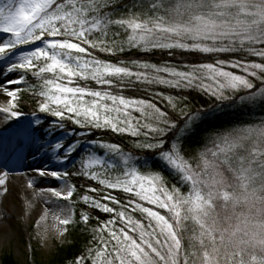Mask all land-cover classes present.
<instances>
[{
	"label": "snow or ice",
	"instance_id": "snow-or-ice-1",
	"mask_svg": "<svg viewBox=\"0 0 264 264\" xmlns=\"http://www.w3.org/2000/svg\"><path fill=\"white\" fill-rule=\"evenodd\" d=\"M20 166L74 264H264V0H0V197Z\"/></svg>",
	"mask_w": 264,
	"mask_h": 264
},
{
	"label": "rangeland",
	"instance_id": "rangeland-1",
	"mask_svg": "<svg viewBox=\"0 0 264 264\" xmlns=\"http://www.w3.org/2000/svg\"><path fill=\"white\" fill-rule=\"evenodd\" d=\"M23 166L16 167L9 175V182L13 183V177H16L20 182L27 184L28 176L31 175L37 180L36 189L46 188L50 186H57V184L49 183L48 180L38 178L35 173L27 168L28 172L22 171ZM12 177V178H11ZM38 186V188H37ZM8 187V184H7ZM37 191V190H36ZM0 197V201L2 200ZM43 200V198H42ZM15 205L9 203L6 207H2L0 203V212L8 216L13 212ZM43 225L38 219L22 217L21 220L12 221L8 224L5 234L0 235V259L4 255H10L17 264H48L57 248L66 244L67 235L63 238H57L54 225L55 221L50 216V219ZM48 231L47 244H42L38 239H30L37 232H43L44 229ZM1 261V260H0Z\"/></svg>",
	"mask_w": 264,
	"mask_h": 264
},
{
	"label": "trees",
	"instance_id": "trees-1",
	"mask_svg": "<svg viewBox=\"0 0 264 264\" xmlns=\"http://www.w3.org/2000/svg\"><path fill=\"white\" fill-rule=\"evenodd\" d=\"M160 58L161 57L159 56V54H157L152 59L154 62H158ZM188 95H189V100L185 101L184 103H188L191 106H195V107H199L206 103L204 97L200 96L195 92L190 93ZM34 107H35L34 102L31 99H29L27 95H25L21 102V110L25 113L30 114L34 109ZM38 115L43 117L44 114H38ZM49 119L51 120L53 118H49ZM226 119L231 120L233 119V117L229 116L226 117ZM70 127H75V126H70ZM77 183H79V181H77ZM75 210L78 218L79 212L82 210H86V206L78 204ZM92 214L95 215L97 213H92ZM99 215H101L102 218H105L104 214H99ZM92 223L94 224L95 221H93ZM82 229H83V225L80 224H72L68 226L66 244L57 248L56 252L53 254L48 264H74L75 258L84 251L86 245L88 244L89 239L91 238L90 233L85 232ZM0 260H1L0 264H17V262H15L10 255H4Z\"/></svg>",
	"mask_w": 264,
	"mask_h": 264
},
{
	"label": "bare ground",
	"instance_id": "bare-ground-1",
	"mask_svg": "<svg viewBox=\"0 0 264 264\" xmlns=\"http://www.w3.org/2000/svg\"><path fill=\"white\" fill-rule=\"evenodd\" d=\"M22 171L28 172L27 168L23 166ZM2 170V169H0ZM33 177L31 175L28 178ZM12 178V177H11ZM34 178V177H33ZM13 183H8V188L10 192L5 195L0 203L2 207H6L9 203L15 205L14 210L8 216L12 217L11 220L0 219V235L5 234L8 228V224L12 221L21 220L23 217L26 221V218L31 219H38L40 223L46 225L47 221L50 219L51 213L48 214L46 220L41 221L40 217L45 211L46 205L44 204L42 198L39 195H36L37 192L35 188H28L27 184L20 182V180L16 177H13ZM38 188V186H37ZM31 199L33 202V207L31 209H26L25 206V199ZM5 216L4 213L0 212V217Z\"/></svg>",
	"mask_w": 264,
	"mask_h": 264
}]
</instances>
